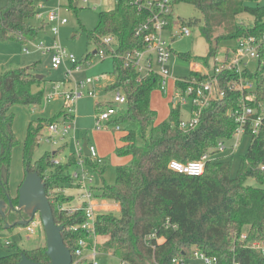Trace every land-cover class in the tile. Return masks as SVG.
I'll list each match as a JSON object with an SVG mask.
<instances>
[{
	"label": "trees",
	"instance_id": "16d2710c",
	"mask_svg": "<svg viewBox=\"0 0 264 264\" xmlns=\"http://www.w3.org/2000/svg\"><path fill=\"white\" fill-rule=\"evenodd\" d=\"M38 1L7 0L5 5L0 6V41L25 44L37 38L42 27H34L30 20L37 14ZM172 2L173 6L181 2L189 3L201 14V21L192 19L185 23L199 25L201 35L208 42V54L198 59L205 63L217 54L220 41L264 32V6L246 5L244 0ZM77 5V0H68L69 7L76 10ZM242 13L250 15L253 21L247 24L245 19L240 20L238 16ZM145 18V13L138 12L130 0H115L112 9L97 13V22L92 30H86L81 25L88 43L95 46L84 60H90L100 49H103L104 57L111 55L110 74L113 80L105 89L121 88L126 95L125 104L109 124L113 127L119 125V130L113 128V132H122L115 147L116 155L129 159L116 167L114 184L103 182L97 187L100 196L120 205L119 214L105 213L96 217V232L108 236L103 249L111 251L127 264H172L173 258L187 257L192 247L216 256L219 264H232L233 257L240 264H264L263 254L241 247L237 241L242 232H247L250 240L264 238V187L246 184L250 177L264 184V130L249 136L247 151L241 156L236 175L232 177L231 162L222 159L216 147L219 141L231 138L235 130L236 122L228 111L237 106L239 92L226 88L221 99L210 102L203 109L197 126L191 130L184 131L179 127L180 106H174L172 102L167 119L158 121V113L151 107L150 97L154 90L159 89V78L149 75L139 79L136 69L126 66L123 60L126 51L143 48V40L135 35V29ZM217 29L223 32L215 36ZM105 36H112L116 41L114 50L111 43H103ZM179 56L190 58L185 53ZM34 66L0 73V200L6 202L9 188L8 181L3 180L2 168L6 169L9 178L11 151L18 143L13 128L15 115L12 107L26 105L30 109H41L46 92L55 82L46 81L44 76L37 78L32 72ZM247 74L256 80L257 88L264 97V65ZM62 111L52 118L37 117L28 123L22 145V161L25 174L27 171L36 172L45 183L54 220L63 226V241L73 252L83 232L70 230V226L80 223L83 217L81 213L73 216L59 213L57 203L70 198L54 190L69 183V170L75 157L71 154L66 162L55 163L53 159L57 150L45 152L37 160L32 157L44 124L73 118ZM126 123L133 126L129 127ZM206 152L210 158L205 161L200 175L192 176L168 167L172 160L186 163L199 159ZM85 158L97 174L105 171L104 157L102 163ZM17 195L10 196L14 208L10 209L7 205L5 217L0 214V232L5 230L6 224L28 217L23 210L16 209ZM154 229L156 236L164 238V241L157 244L153 240L156 245L153 252L145 237ZM232 248H235L234 251ZM22 254L34 262H49L45 246H42L30 250L15 248L0 256V264H17Z\"/></svg>",
	"mask_w": 264,
	"mask_h": 264
},
{
	"label": "built area",
	"instance_id": "2783aa9c",
	"mask_svg": "<svg viewBox=\"0 0 264 264\" xmlns=\"http://www.w3.org/2000/svg\"><path fill=\"white\" fill-rule=\"evenodd\" d=\"M88 2V0H83ZM132 6L138 12L146 15L145 20L135 29V35L140 36L143 40V48L126 51L124 53V64L131 65L141 77L155 75L159 78V91L162 94H168L169 81L173 82L172 104L175 106L185 99H189L190 110L187 119L180 120L179 127L188 131L195 128L199 122L201 112L210 102L221 99L224 96L225 89L240 93L238 104L234 109H230L228 114L232 116L236 122L235 130L231 137L237 139L232 144L234 150L238 146V139L242 135L251 136L258 134L264 130V97L257 88L256 80L248 76L247 72H254L259 65H264V32L255 35L247 34L235 39L234 45L225 48L221 58L212 55L208 62L203 60L197 61L186 76H170L168 67L169 58L172 49L163 36V32L169 33V38L173 40L178 34L189 35V25L179 18L180 29L173 31L169 28L170 17H172V26L174 24V6L172 0H130ZM244 4L252 6H264L258 3V0L249 2L244 0ZM41 17L40 13L36 14ZM49 22H53L52 32L58 33L59 26L67 22L66 18H61L59 9L46 15ZM104 44H110L114 41L112 36L103 37ZM30 42V41H29ZM28 43V42H27ZM27 43L23 44L26 45ZM43 52L52 53L51 66L57 68L65 61L76 64L72 54L60 47L57 43L46 47L42 43L34 46ZM25 51L28 48L25 46ZM101 58L104 57L103 49L97 52ZM254 60L257 63L253 70L249 67V62ZM76 67V65H75ZM105 75L100 74L88 77L80 82L75 91L63 90L56 82L52 83L45 98L61 96L63 98V112L72 119L56 120L43 125L39 133V139L55 146L60 154L69 144H71L72 152H70L65 160L54 157L55 163L66 162L72 154L75 157L73 165L70 167V181L64 186L55 188L54 191L62 192L70 199L66 202L57 203V211L66 216L82 214V221L70 226V230H81L83 236L78 238L76 246L71 252L72 260L70 264H100L97 257L101 253L99 247L106 242L103 235L96 232L95 220L100 214L112 213L114 208H120L119 203L107 202L106 199L99 195L97 187L94 186V174L96 173L87 163L88 157L95 163H102L103 157L98 154L96 147L92 144H82L75 133L74 112L77 99L83 94L84 88L91 85L88 94L95 97V84ZM106 78V76H105ZM112 100L104 109H100L94 117L95 130H109V121L117 114L118 110L125 104L126 95L121 88L111 90ZM119 130V125L113 127ZM224 140L217 144V151L225 150ZM87 145L88 155L84 153V145ZM210 158L208 152L202 154L199 159L186 163L172 160L168 167L174 171L197 176L203 173L205 161ZM112 203V204H111ZM166 226L169 222L166 221ZM42 228V222L38 215L26 226L22 227L28 232L27 238L36 232V228ZM0 244H10L7 237L1 235ZM108 237V236H107ZM161 238L156 236V229L145 237L146 244L153 250L156 247L153 240L159 244ZM241 247L255 250L264 255V238L250 240L247 232H242L237 238ZM236 243V241H235ZM235 248H232L234 251ZM191 261H199L200 264H219L216 256L208 255L197 247H192L187 257H176L172 259V264H189ZM156 263V262H155ZM121 264H127L121 261ZM157 264V263H156ZM232 264H240L233 257Z\"/></svg>",
	"mask_w": 264,
	"mask_h": 264
},
{
	"label": "rangeland",
	"instance_id": "374dc122",
	"mask_svg": "<svg viewBox=\"0 0 264 264\" xmlns=\"http://www.w3.org/2000/svg\"><path fill=\"white\" fill-rule=\"evenodd\" d=\"M99 0L94 3V0H77L76 10L68 6L67 0H40L37 3V13H40L42 19L35 15L30 23L40 28L37 38L28 42L26 45L20 44L16 41H0V73L8 69H14L23 66H35L32 69L34 74L44 76L46 81H55L59 84L63 90L77 89L80 82H83L88 77L103 74L107 76L112 70V56L107 55L101 58L98 53L93 55L90 60L85 61L86 54L93 52L95 46L88 43L86 32L82 29L81 25L86 30H92L97 22V13L104 10V7H108L113 0L105 1V5H99ZM264 0H258V3L262 4ZM7 3V0H0V6ZM59 9L61 18H66L67 22L59 26L57 34L52 32L53 22H49L46 19V15ZM179 18L188 22L192 19H200L201 14L189 3H178L174 5V24L172 26L173 31H178L180 28ZM240 20H246L247 24H250L253 20L252 17L246 13H242L238 16ZM189 35L178 34L173 40L169 38L168 32H163V36L172 49V53L169 58L168 67L170 70V76H186L193 64L200 57L206 56L209 51L208 42L201 35L199 25H191L189 27ZM223 32L222 29H217L214 35H219ZM42 43L44 46L49 47L54 43H57L60 47L64 48L67 53L72 54L75 58L76 64H72L69 61H65L57 68L51 66L52 53L49 51L43 52L36 49V44ZM235 40H222L218 44L217 57L221 58L225 48L234 45ZM25 46L28 48V52L25 51ZM116 48V41L111 42V49ZM185 53L190 56L189 59H183L179 54ZM76 65V67H75ZM249 67L255 69L257 63L254 60L249 62ZM108 74V75H107ZM102 77L95 84V97L88 94V90L91 85L87 86L83 90V94L77 99L75 103L74 112V125L76 128L75 135L82 140V144H92L96 147L98 154L106 158V169L100 175L95 173L93 184L95 187H99L102 183L112 185L116 180V167L128 161L125 157H119L115 153V147L121 136V131L113 132V126H109V130H95L94 129V117L99 109H104L106 105H102L99 108V103H104L106 100H112V92L105 90V84L107 79ZM169 102L158 90H154L151 93L150 104L152 108L158 113V121L167 119ZM189 99H185L181 103L180 117L187 119L189 117ZM63 110V98L61 96H54L45 98L43 107L41 109H30L26 105H14L12 111L14 117V132L18 139V143L12 148L11 160L9 167L8 188L11 197H15L18 193V187L24 179L25 171L22 161V145L26 135V129L28 123L37 118L49 119L58 115ZM63 112V111H62ZM127 126H133L131 123H126ZM236 137L233 136L229 139H224L225 150L219 152V156L222 159L229 160L231 162L230 175L234 177L237 172L238 164L242 155L247 151V147L250 142L248 135H242L239 137L238 146L232 150L231 146L236 141ZM55 150V146L40 139L38 145H36L33 152V160L39 159L45 152ZM72 152L71 144L68 145L57 157L61 160H65L66 156ZM102 154V155H101ZM246 184L252 186L264 187V184L258 183L254 178L250 177L246 180ZM107 202H113L108 200ZM112 204V203H111ZM120 210L116 207L112 213L119 214ZM1 233L2 236L7 237L10 240V244H0V256L5 255L15 248L30 250L36 247L45 246V235L43 227L36 228V232L31 234L30 238H27L28 232L25 231L22 226L12 227L5 229ZM104 236V235H103ZM107 237V236H104ZM108 238V237H107ZM108 239H106L107 241ZM104 253L98 255L97 259L100 264H121V260L118 256L113 255L111 251L103 249V246L99 247ZM189 264H200L199 261H191Z\"/></svg>",
	"mask_w": 264,
	"mask_h": 264
},
{
	"label": "water",
	"instance_id": "95a60500",
	"mask_svg": "<svg viewBox=\"0 0 264 264\" xmlns=\"http://www.w3.org/2000/svg\"><path fill=\"white\" fill-rule=\"evenodd\" d=\"M36 77L41 78L42 75L36 74ZM83 150L85 155L89 154L86 144ZM2 176L5 182L8 181L5 168H2ZM17 198L18 203L16 209L23 210L28 217L14 224H6L5 229L12 228L16 225L24 227L33 220L35 215H38L41 219L45 235V254L49 258V262L46 264H70L72 255L62 238L63 226L55 222L53 211L46 195L45 183L36 172H26L23 181L18 187ZM7 205L10 209L14 208L9 194L7 195V202L0 200V214L3 217H5V208ZM17 264L43 263L34 262L22 254Z\"/></svg>",
	"mask_w": 264,
	"mask_h": 264
},
{
	"label": "crops",
	"instance_id": "0c3cea01",
	"mask_svg": "<svg viewBox=\"0 0 264 264\" xmlns=\"http://www.w3.org/2000/svg\"><path fill=\"white\" fill-rule=\"evenodd\" d=\"M68 1V0H67ZM105 1H107V0H99V2H98V4L99 5H105L106 4V2ZM95 2H97V0H94V3ZM114 3H115V0H113V3H111L110 5H108V7L106 6V7H104V10H109V9H112L113 7H114ZM42 19L44 18V20H45V17H41ZM197 61H199L198 59L196 60V62L195 63H197ZM194 65V64H193ZM108 75V74H107ZM185 76V75H184ZM107 81H106V84H105V86L107 85V84H109L112 80H113V77L111 76V74H109L108 76H107ZM52 81V80H51ZM50 81V82H51ZM106 90V89H105ZM169 90H170V92L168 93V94H162L159 90H158V92L159 93H161L164 97H166L168 100H170V101H172V90H173V82H172V80H170L169 81ZM111 101V99L110 100H106L104 103H97L98 104V106H99V108H102V105H107L109 102ZM170 103V102H169ZM151 107H153V106H151ZM34 109H36V108H34ZM154 109H155V107H154ZM33 110V109H32ZM189 110H190V106H189ZM168 113H169V110H168ZM162 120H164V119H162ZM162 120H159V121H162ZM102 155V154H101ZM103 157V156H102ZM105 158V157H104ZM125 158H127V159H129L128 157H125ZM106 159V158H105ZM119 210H120V208H119ZM3 233V232H2ZM106 239H108L107 237H105L103 240L104 241H106ZM164 241V238H161L160 239V241H159V243H162ZM107 242V241H106ZM105 242V243H106ZM104 243V244H105ZM103 244V245H104ZM101 253H104L102 250L100 251ZM100 253V254H101Z\"/></svg>",
	"mask_w": 264,
	"mask_h": 264
}]
</instances>
